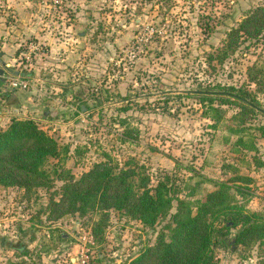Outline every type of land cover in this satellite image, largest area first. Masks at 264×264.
<instances>
[{"label": "rangeland", "instance_id": "obj_1", "mask_svg": "<svg viewBox=\"0 0 264 264\" xmlns=\"http://www.w3.org/2000/svg\"><path fill=\"white\" fill-rule=\"evenodd\" d=\"M258 6L264 0H47L35 22L47 21L46 33L66 50L56 46L47 59V41L37 42L34 34L19 48L31 51L32 89L57 98L49 99L55 115L25 111L19 118L33 117L59 144V156L45 165L51 176L56 171L78 179L95 163L106 162L115 169L135 167L152 187L168 176L177 195L193 192L194 200L213 189L206 179L225 181L238 165L252 178L240 184L242 201L248 211L264 213V166H256L264 159V115L258 111L264 109V42L243 36L221 60L229 31ZM78 10L86 25L78 30L85 31L80 38L59 26L72 23ZM67 56L78 62L69 73L60 62ZM71 73L78 80L75 92L67 87ZM208 86L220 94L229 86L248 89L246 100L256 111L232 120L239 108L214 100L213 106L226 111L217 121L207 102L190 93ZM68 92L69 98L60 100ZM240 128L245 131L229 132ZM238 137L256 150L237 144ZM54 179L53 187L30 191L0 185V264H129L154 244L164 222L144 227L114 209L107 211L102 241H94V214L60 215L50 205L63 184ZM220 219L218 226L225 224ZM231 231L224 246L214 248L218 264H264V251L233 244L236 230Z\"/></svg>", "mask_w": 264, "mask_h": 264}, {"label": "trees", "instance_id": "obj_2", "mask_svg": "<svg viewBox=\"0 0 264 264\" xmlns=\"http://www.w3.org/2000/svg\"><path fill=\"white\" fill-rule=\"evenodd\" d=\"M243 36L264 42V6L247 11L239 24L229 31L221 60L234 52ZM211 88L208 86L206 90L190 93L201 96L202 103L207 102V110L214 113L217 121L224 120L226 111L213 106L214 100L239 108L232 120L256 108L246 100L245 96L251 95L248 89L229 86L223 88L227 93L220 94ZM207 110L203 114L207 115ZM258 111L264 115V109ZM51 114L55 115L49 112ZM239 123L243 125L244 121ZM243 131L245 129L240 128L229 132L238 134ZM261 137L264 138V131ZM237 140V144L245 149L256 150L254 143H247L250 141L240 137ZM59 154L57 141L34 118H12L5 129L0 128V185L30 191L33 188H51L55 177L61 179L60 198L58 201L50 199V205L60 215L94 214L90 234L96 242L103 239L109 209L123 211L128 218L138 220L148 228L164 222L154 244L143 249L129 264H218L214 248L224 246V238L231 235L233 229L236 230L233 232V244L245 249L257 246L264 251V213L248 211L246 202L242 201L245 193L240 184L251 183L252 178L241 174L238 165L231 167L234 175L225 181L206 179L213 189L203 198L193 200V192L177 195L179 191L170 184L168 176L152 187L149 177L135 167L115 169L106 162L95 163L78 179L72 175L65 177L56 171L52 172L55 174L52 177L45 165ZM256 166L263 167L264 159H259ZM221 217L225 224L218 226ZM93 261L91 264H96V260Z\"/></svg>", "mask_w": 264, "mask_h": 264}, {"label": "crops", "instance_id": "obj_3", "mask_svg": "<svg viewBox=\"0 0 264 264\" xmlns=\"http://www.w3.org/2000/svg\"><path fill=\"white\" fill-rule=\"evenodd\" d=\"M46 2L47 0H0V69H3V74L0 75V127L5 126L11 117L19 118V115L25 111L33 112L35 116L43 111L42 117L44 118L52 109L51 106H54V104H49L50 100L57 99L55 97L50 98L49 96L47 98L43 97V94L36 93V89H29L27 91L12 90L8 84V79L12 76L27 77L30 81L31 79L33 81L35 79L33 76L35 69L32 64V57H30L31 51L27 49L28 52L26 54L25 51L19 48V42L23 41L24 38L34 34V38L36 37L39 40L37 42L44 44V41H47L45 46H49L50 48H45L48 53L42 54L47 59L51 57L49 56L50 52L56 46H60L58 48L66 50V48L64 49L65 44L63 42L61 44L55 42L56 39L46 33L49 28L47 21L42 22V24L35 22ZM61 14L64 16L65 12H61ZM71 20L72 23L64 24L60 22L59 26L62 29L66 28L68 30L72 28L73 33L77 32L79 34V38L84 37V29L78 31L80 30L79 28L86 27L80 19L79 10L76 11L75 18ZM42 31L45 32L42 33ZM18 37L20 39L17 40ZM31 45L33 46L32 42H29L28 46L30 47ZM35 55L37 54L35 53ZM22 56L25 62L24 59L18 61ZM68 56L65 59L60 58V62L65 63L69 67L66 69L67 73L71 72L74 66H78V62H71ZM8 68L11 69V72L8 71ZM73 73L77 74L76 70ZM73 73L67 74L66 80L68 81V90L70 88V90L73 89L75 92V89L78 88V80L75 79V75L71 77ZM84 78L90 79L87 75ZM69 93L71 95V92H68V94L62 93L60 96L62 99L60 100H63L64 97L68 99ZM57 104L58 102L55 105Z\"/></svg>", "mask_w": 264, "mask_h": 264}, {"label": "built area", "instance_id": "obj_4", "mask_svg": "<svg viewBox=\"0 0 264 264\" xmlns=\"http://www.w3.org/2000/svg\"><path fill=\"white\" fill-rule=\"evenodd\" d=\"M8 84H9V88H11L12 90L27 91L29 89H32V83L30 79L27 77L25 78L20 76L9 77ZM85 260H87V257H85Z\"/></svg>", "mask_w": 264, "mask_h": 264}, {"label": "water", "instance_id": "obj_5", "mask_svg": "<svg viewBox=\"0 0 264 264\" xmlns=\"http://www.w3.org/2000/svg\"><path fill=\"white\" fill-rule=\"evenodd\" d=\"M8 71L11 72V69L8 68ZM2 74H3V69H0V75H2Z\"/></svg>", "mask_w": 264, "mask_h": 264}]
</instances>
